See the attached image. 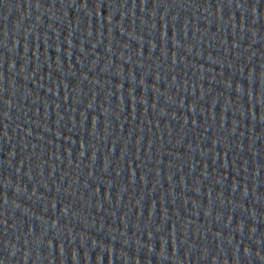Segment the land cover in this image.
<instances>
[{"label": "water", "instance_id": "1", "mask_svg": "<svg viewBox=\"0 0 264 264\" xmlns=\"http://www.w3.org/2000/svg\"><path fill=\"white\" fill-rule=\"evenodd\" d=\"M264 205V0H0V264H218Z\"/></svg>", "mask_w": 264, "mask_h": 264}]
</instances>
